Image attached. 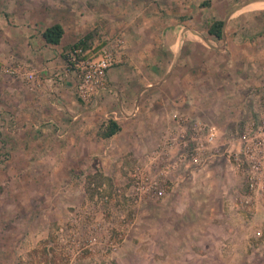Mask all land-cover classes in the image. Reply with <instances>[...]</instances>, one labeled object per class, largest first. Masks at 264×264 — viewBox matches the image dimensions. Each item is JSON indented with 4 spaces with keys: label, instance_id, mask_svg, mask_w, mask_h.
Here are the masks:
<instances>
[{
    "label": "crops",
    "instance_id": "0c3cea01",
    "mask_svg": "<svg viewBox=\"0 0 264 264\" xmlns=\"http://www.w3.org/2000/svg\"><path fill=\"white\" fill-rule=\"evenodd\" d=\"M84 1L70 0L53 21L63 26L58 43H48L42 34L53 22L43 26L31 22V10L24 5L29 1L21 0L23 10L4 13L5 19L0 15L4 54L36 74L35 86L30 88L22 75L0 68V167L22 173L16 181L22 194L27 193L26 180H21L26 172H57V180H63L61 173L86 168L125 178L131 157L166 143L175 131L174 113L200 116L205 94L215 89L212 82L217 73L222 75L232 64L236 70L252 69L254 59L264 53V0ZM13 14L19 23H9ZM215 19L222 20L220 36L208 30ZM117 35L125 42L120 59L108 69L105 85L88 101L81 100L74 70L65 69V49L81 38L87 49L112 46L111 37ZM249 73L241 72L235 85L243 78L247 84ZM108 118L119 129L101 136L97 131ZM200 188L183 184L176 195L169 191L160 199V203L165 200L161 205L166 218L189 214L187 207L193 200L203 207L204 218L207 199L197 196ZM215 203L221 205L217 214L221 216L225 202L220 196L209 204ZM160 234L155 233L163 239ZM163 234L173 242L163 244L160 239L147 248L131 245L124 251L136 254L134 264H142L147 256L151 264H215L224 252L240 257L253 249L238 244L214 247L200 241L185 244L175 240L179 234L174 230ZM190 234L205 237L203 228Z\"/></svg>",
    "mask_w": 264,
    "mask_h": 264
},
{
    "label": "rangeland",
    "instance_id": "374dc122",
    "mask_svg": "<svg viewBox=\"0 0 264 264\" xmlns=\"http://www.w3.org/2000/svg\"><path fill=\"white\" fill-rule=\"evenodd\" d=\"M26 1H29L24 5L31 10V22L43 26L61 17L70 0ZM22 8L21 0H0L1 18L5 19L4 13L21 11ZM9 23H19L14 14L10 15ZM0 30L4 29L0 27ZM5 46L0 43L2 70L15 74L9 70L13 66L29 69L12 59L10 54H4ZM258 57L253 61L252 69L236 70L232 64L223 70L222 75L217 73L212 82L215 89L205 94L207 98L203 101L204 108L199 110L200 116L186 114L191 120L214 124L217 134L198 160L186 158L181 161L168 175L170 179L161 174L165 188L162 194H145L135 200L129 170L140 161L146 163V155L159 148L163 151L151 165L154 173H158L164 160H178L180 153L186 150L181 143V124L178 122L174 125L175 131L165 138V144L144 150L139 157H131L128 174L119 180L113 172L110 175L98 169L61 173L63 180H57V172H26L21 180H26L24 192L27 193L22 194L23 191L16 187L17 178L22 173H9L5 166H1L0 264H53L43 254V247L53 248L57 264H124L125 259L129 260L128 264H134L138 261L134 258L136 254L124 249L131 245L147 248L159 243L161 238L155 235L156 231L162 233L161 243H172L173 240L163 237L164 230L177 232L179 235L175 240L180 243L197 245L200 241V244L214 247L238 244L248 250L253 248L252 253L240 257L224 252L223 258L220 262L216 260L215 264H264V162L263 170L257 173L256 185L259 187L252 190L248 186L246 164H238L234 158L235 153H242L245 147L253 144L247 126L258 123L264 115V68L258 67L264 65V53ZM249 70L248 83L244 84L245 78L242 77V83L235 85L236 79L240 78L238 75ZM25 83L28 85L27 80ZM172 135L177 138L170 146ZM258 137L264 138V131ZM183 184L201 187L197 196L207 199L204 218L203 207L195 205V200L192 207H187L189 214L179 219L166 218V208L161 205L165 200L160 203V199L171 190L176 195L178 187ZM220 196L225 202V210L218 216L221 205L209 203ZM207 207L212 211L208 212ZM197 208L201 212L197 213ZM183 228L185 235H181ZM202 228L205 237L198 239L190 234ZM142 264H151V258L147 256Z\"/></svg>",
    "mask_w": 264,
    "mask_h": 264
},
{
    "label": "built area",
    "instance_id": "2783aa9c",
    "mask_svg": "<svg viewBox=\"0 0 264 264\" xmlns=\"http://www.w3.org/2000/svg\"><path fill=\"white\" fill-rule=\"evenodd\" d=\"M111 42L112 46L103 44L88 49L77 44L67 47L64 51L65 69L71 68L74 70L76 95L83 101H88L100 87L105 85L108 69L121 57V51L125 47L123 38L120 35L113 36ZM9 70L12 73L22 75L27 80L29 87L33 88L35 86L36 74L34 71L20 65L13 66ZM174 117L181 124V143L186 147V150L180 153L178 160H171V156H168L170 161L164 160L158 173L152 171L151 165L158 156H162L160 154L163 151L162 149L146 155L148 157L146 163H143V161L136 163L129 170L132 181L131 187L136 194L135 200L140 199L145 194H162L165 188L161 182L166 178V175H171L176 166L186 158L198 160L201 157V152L206 150L216 137L217 128L214 124L202 120H191L187 115L181 113H174ZM246 129H248L247 133L252 134L250 139H252L253 144L245 147L242 153H235L234 158L238 164H246L248 186L253 190L259 187L256 185L259 177L257 173L263 170L264 138L258 136L264 131V115L258 123L252 122ZM176 138L177 136L174 135L170 137V146L175 143ZM148 164L149 166H147ZM161 174L165 175L164 178Z\"/></svg>",
    "mask_w": 264,
    "mask_h": 264
},
{
    "label": "trees",
    "instance_id": "16d2710c",
    "mask_svg": "<svg viewBox=\"0 0 264 264\" xmlns=\"http://www.w3.org/2000/svg\"><path fill=\"white\" fill-rule=\"evenodd\" d=\"M221 25H222V20L215 19L210 24L208 30L210 33L215 34L216 36H220L221 35ZM42 34L48 43H58L63 34V26L60 22H53L52 24L46 26L43 29ZM84 40H85L84 38L78 39L70 46L80 44L83 47H85ZM118 129H119V125L116 123V121L112 118H108L106 121L100 124V127L97 132L101 136H110L111 134L116 132ZM51 250H52V253H51ZM51 250L50 248L43 247L42 252L47 257V260L53 262V264H57L56 261H54L53 248H51ZM48 253L49 255H47Z\"/></svg>",
    "mask_w": 264,
    "mask_h": 264
}]
</instances>
